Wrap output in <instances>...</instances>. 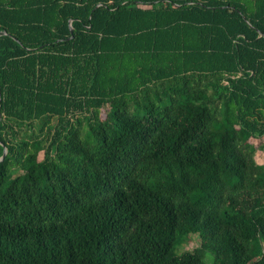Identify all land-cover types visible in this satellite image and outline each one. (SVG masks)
Wrapping results in <instances>:
<instances>
[{"label":"trees","instance_id":"obj_1","mask_svg":"<svg viewBox=\"0 0 264 264\" xmlns=\"http://www.w3.org/2000/svg\"><path fill=\"white\" fill-rule=\"evenodd\" d=\"M0 32V264H264V0H0Z\"/></svg>","mask_w":264,"mask_h":264},{"label":"rangeland","instance_id":"obj_2","mask_svg":"<svg viewBox=\"0 0 264 264\" xmlns=\"http://www.w3.org/2000/svg\"><path fill=\"white\" fill-rule=\"evenodd\" d=\"M157 89L158 90L162 89L161 85H159ZM160 93H161L160 94L161 97H164L163 96V90ZM162 103H166V99H164ZM104 110L105 111H103L101 113L102 117H104L106 114L110 113L111 107L107 106ZM129 110L134 112L135 111V107L133 105H131V106H129ZM40 157H42V155ZM255 160H256L257 164H264V154L261 153L260 151L256 152ZM199 245H200L199 236L198 235H189L186 238V243H184V244H182L180 246H177L175 251H176V253L180 254V253H183V252H186V251H192L193 249L197 248ZM203 259H204V262L206 264H213V257H212L211 254L206 253L204 255Z\"/></svg>","mask_w":264,"mask_h":264},{"label":"water","instance_id":"obj_3","mask_svg":"<svg viewBox=\"0 0 264 264\" xmlns=\"http://www.w3.org/2000/svg\"><path fill=\"white\" fill-rule=\"evenodd\" d=\"M69 28H70V32L72 33L71 21L69 22ZM3 35H6V33H5V32H0V36H3ZM0 118H1V116H0ZM6 153H7V151H6V149H4L3 155H2V157L0 158V162L3 161V159H4L5 155H6Z\"/></svg>","mask_w":264,"mask_h":264}]
</instances>
